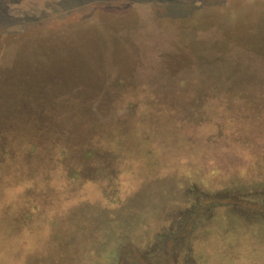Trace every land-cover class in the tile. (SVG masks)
<instances>
[{
  "label": "rangeland",
  "instance_id": "rangeland-1",
  "mask_svg": "<svg viewBox=\"0 0 264 264\" xmlns=\"http://www.w3.org/2000/svg\"><path fill=\"white\" fill-rule=\"evenodd\" d=\"M0 79V105L26 98L22 125L60 132L44 109L107 124L69 128L90 130L88 189L23 191L37 173L4 171L0 199L22 204L4 203L0 230L26 228V264H177L155 235L189 210V188L216 193L240 172L255 190L264 178L250 175L264 164V0H0ZM225 201L193 229L196 262L264 264V224ZM19 242L0 239L8 251Z\"/></svg>",
  "mask_w": 264,
  "mask_h": 264
},
{
  "label": "trees",
  "instance_id": "trees-1",
  "mask_svg": "<svg viewBox=\"0 0 264 264\" xmlns=\"http://www.w3.org/2000/svg\"><path fill=\"white\" fill-rule=\"evenodd\" d=\"M1 80L2 79H0V82ZM123 99H125L124 96L118 99L120 102H118L117 107L120 113ZM58 105L60 106L61 104ZM5 108L11 110L12 119H4L5 115H7ZM22 108L24 112L20 113L19 109ZM25 110L26 98L24 97L18 98L17 101L15 100L13 103L8 104V106L0 105V183L6 178L2 177V175H5L4 171L9 169L10 171H23L22 175H34L37 173L35 176H26L27 179L19 186L23 191L31 187L38 189L50 187L51 189L57 190L67 188L69 190L70 187L72 188L75 185V188L80 187V189H82L84 187L88 189L89 182L92 183L95 181L94 179H96L94 177V170H96L97 163L90 157V153H92L90 151L92 145H88L90 144L89 140L91 137L90 130L87 127L84 130L78 131L76 136H74L69 128L70 125H91L92 118L95 120L96 125L107 124H102L100 119L91 111H87L85 114L76 111L73 115L74 119L69 117V112L72 111H68L67 113L56 111L49 113L48 110L44 109L45 112L38 113L42 114V117L48 119L52 117L53 119L60 116L58 118H61V124H63L62 130L60 132H55L54 128L56 125H33V122H30L31 124L29 123V125H22V121L26 122ZM31 114L32 112L29 113L30 116ZM36 120L40 121L38 117ZM113 120L109 117V121L106 122H115ZM34 135L36 136L34 137ZM28 138L32 140L35 139L36 142L27 143ZM69 139L72 140L70 144L74 145L72 150H75V152L79 150L81 153V157H79L80 160L70 153L72 150L69 151L68 148L63 146L66 145ZM132 153L134 154V152ZM56 157L58 158L56 159ZM258 158L259 161H255L250 167V171L252 172L250 175H253L254 179L258 175L259 180H261V177H264V164L261 162L260 156H258ZM146 162L144 163L145 165ZM242 174H244V172H242ZM239 176L240 177L235 173L232 179L233 185L225 187L216 193H213L210 189L201 190L189 188L187 191L188 200L191 202L189 210L185 214H181L182 212H180L177 215V225L174 224L173 226L176 228L177 232L175 228L171 227V229H168V227L166 228L167 230L155 235L157 248L159 249L161 247V251H163L160 241L165 240V236L166 239L169 238L171 242L170 248H167L168 254H176L175 261L177 264H198L194 258L193 244L195 241L193 239V229L199 224L202 226L208 221H211L214 212L217 211V208L224 205L226 202L225 200H229L231 202L230 204H242L243 207L239 206V209L241 208L242 215L249 224L258 225L260 221L264 224V178L256 185L257 188L253 190L250 188V184L242 186L240 178H242L243 175L241 176L240 172ZM64 178L67 182H64ZM78 179L80 181L84 179L87 183L85 184L79 181L78 184L76 182L74 183V181ZM249 179L252 180L253 178ZM250 180L248 183H250ZM4 189L6 190V187ZM191 192L192 196H190ZM0 196H2L1 191ZM108 197H110L108 203L113 202V204H117V196L115 193L110 192ZM113 197L116 198V201H114ZM14 199L13 197H10L9 200L7 198L0 199V208L4 206V203L7 204L8 201L10 204H14V208H16V205L22 204V200L16 201L17 199H15L16 202H14ZM76 200H83V198L79 195ZM221 200L224 201L222 202ZM23 203L26 205V197H24ZM201 206L204 207L205 213L197 217L195 213ZM191 217H193V219ZM25 234L26 228L20 233L11 235L7 234L4 230H0V239L1 237H7L10 241L16 238L21 241L18 244L24 242L23 245L16 244V248L13 247L11 251L4 249V247L0 245V264H26ZM153 248H156V244ZM226 261H228V259Z\"/></svg>",
  "mask_w": 264,
  "mask_h": 264
}]
</instances>
